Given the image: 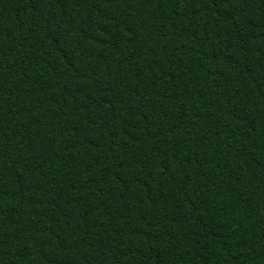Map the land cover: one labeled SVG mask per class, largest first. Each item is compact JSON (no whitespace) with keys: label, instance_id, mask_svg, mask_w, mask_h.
Returning a JSON list of instances; mask_svg holds the SVG:
<instances>
[{"label":"trees","instance_id":"1","mask_svg":"<svg viewBox=\"0 0 264 264\" xmlns=\"http://www.w3.org/2000/svg\"><path fill=\"white\" fill-rule=\"evenodd\" d=\"M0 264H264V0H0Z\"/></svg>","mask_w":264,"mask_h":264}]
</instances>
